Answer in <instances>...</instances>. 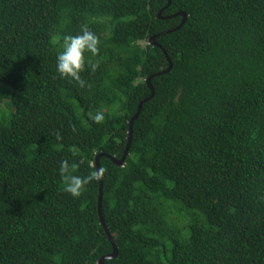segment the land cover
I'll list each match as a JSON object with an SVG mask.
<instances>
[{"label":"trees","instance_id":"obj_1","mask_svg":"<svg viewBox=\"0 0 264 264\" xmlns=\"http://www.w3.org/2000/svg\"><path fill=\"white\" fill-rule=\"evenodd\" d=\"M168 1L0 0V264L113 250L99 180L73 198L59 161L83 176L123 155L163 48L124 163L100 157L104 264H264V0ZM85 25L98 66L79 87L56 55Z\"/></svg>","mask_w":264,"mask_h":264},{"label":"clouds","instance_id":"obj_2","mask_svg":"<svg viewBox=\"0 0 264 264\" xmlns=\"http://www.w3.org/2000/svg\"><path fill=\"white\" fill-rule=\"evenodd\" d=\"M91 54L90 56L88 54ZM99 53V38L86 25L82 26L81 31L76 34H65L62 39V50L56 55V72L61 79H67L69 82L75 81L79 87L85 86V80L81 76L87 66L91 71H95L98 62L94 61ZM91 119L95 122H102L104 119L102 112H96ZM57 139L61 138L59 131L55 133ZM75 165H70L67 159L59 161V174L64 183V191L73 198H78L86 185L92 181L103 178V169H94L87 175L72 174L70 169Z\"/></svg>","mask_w":264,"mask_h":264},{"label":"water","instance_id":"obj_3","mask_svg":"<svg viewBox=\"0 0 264 264\" xmlns=\"http://www.w3.org/2000/svg\"><path fill=\"white\" fill-rule=\"evenodd\" d=\"M170 2H171V0L168 1V4H167V5H169ZM161 11H162V9H161L160 12H159V16H161ZM177 14H182V15L184 16V18H183L182 22H181L177 27H175V28H173V29H171V30H175V29L179 28V27L182 26V25L184 24V22L186 21L187 14H186L185 12L180 11V12H177V13H175V14H172L171 16H175V15H177ZM165 17H167V16H165ZM168 17H169V16H168ZM171 30H170V31H171ZM163 33H164V32H162L161 34H163ZM158 35H159V34H155V35H152V36H151V42H152L153 44L160 45V44L155 40L156 36H158ZM162 48H163V47H162ZM163 50H164V52H165V54H166V56H167V58H168L169 66H168L166 69L161 70V71H158V72H156L155 74H152V75H150V76L147 78V82H148V84H149V86H150V88H151L152 91H151V94H150L148 97H146L145 99H142V100L139 102L138 110L135 112V114H134V115L132 116V118L130 119L128 142H127V146H126V148H125V151H124L123 155H122L120 158H116L115 156L110 155V154L105 153V152H101V153H99V154L96 156V165H97V169H100V157L103 156V155H106V156L110 157V158H111L112 160H114L117 164H123V163H124L125 158H126L128 152H129V147H130L131 140H132V135H133V124H134V121H135L136 117L139 115V113L141 112L144 101H146V100L152 98V97L154 96V94H155V89H154V87H153V85H152V83H151V78H152L154 75H156V74L166 73V72L170 71L171 68H172V66H173V62H172L171 58L169 57V55L167 54V51H166L164 48H163ZM99 182H100V186H99L98 207H99L100 220H101V223H102V225H103V227H104V229H105V231H106V233H107L109 239L111 240V242H112V244H113V250H112L110 253L103 255V256L100 258L99 262H98V264H104V262H105L106 259H108V258H113V257H116V256L118 255V246H117V244H116V242H115V240H114V238H113V236H112V234H111V231H110L108 225L106 224L105 218H104V216H103V214H102V208H101V205H102V198H103L104 188H103V181H102V179L99 180Z\"/></svg>","mask_w":264,"mask_h":264},{"label":"rangeland","instance_id":"obj_4","mask_svg":"<svg viewBox=\"0 0 264 264\" xmlns=\"http://www.w3.org/2000/svg\"><path fill=\"white\" fill-rule=\"evenodd\" d=\"M142 42V44H145V41H141Z\"/></svg>","mask_w":264,"mask_h":264}]
</instances>
